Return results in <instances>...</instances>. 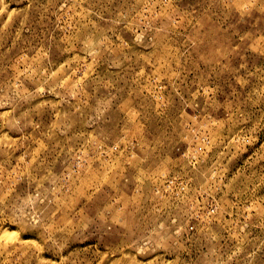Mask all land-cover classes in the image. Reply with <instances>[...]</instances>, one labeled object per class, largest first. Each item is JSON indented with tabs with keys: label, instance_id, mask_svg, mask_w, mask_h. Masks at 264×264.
Returning a JSON list of instances; mask_svg holds the SVG:
<instances>
[{
	"label": "rangeland",
	"instance_id": "1",
	"mask_svg": "<svg viewBox=\"0 0 264 264\" xmlns=\"http://www.w3.org/2000/svg\"><path fill=\"white\" fill-rule=\"evenodd\" d=\"M0 264H264V0H0Z\"/></svg>",
	"mask_w": 264,
	"mask_h": 264
}]
</instances>
